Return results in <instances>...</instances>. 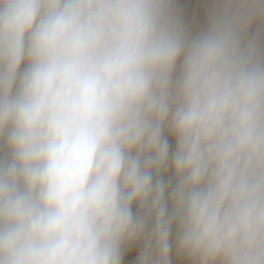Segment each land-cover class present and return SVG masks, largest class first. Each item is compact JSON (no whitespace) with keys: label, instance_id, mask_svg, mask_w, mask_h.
Listing matches in <instances>:
<instances>
[{"label":"clouds","instance_id":"1","mask_svg":"<svg viewBox=\"0 0 264 264\" xmlns=\"http://www.w3.org/2000/svg\"><path fill=\"white\" fill-rule=\"evenodd\" d=\"M264 264V0H0V264Z\"/></svg>","mask_w":264,"mask_h":264},{"label":"crops","instance_id":"2","mask_svg":"<svg viewBox=\"0 0 264 264\" xmlns=\"http://www.w3.org/2000/svg\"><path fill=\"white\" fill-rule=\"evenodd\" d=\"M140 245H136L129 249L125 254L124 264H136L137 255L139 253Z\"/></svg>","mask_w":264,"mask_h":264}]
</instances>
